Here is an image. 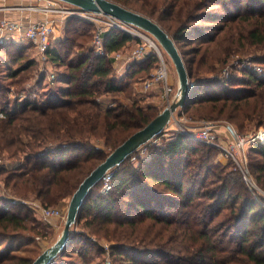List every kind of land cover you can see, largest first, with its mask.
Wrapping results in <instances>:
<instances>
[{
  "label": "trees",
  "instance_id": "16d2710c",
  "mask_svg": "<svg viewBox=\"0 0 264 264\" xmlns=\"http://www.w3.org/2000/svg\"><path fill=\"white\" fill-rule=\"evenodd\" d=\"M113 1L152 18L172 37L190 81H195L181 109L190 121L227 119L239 130L251 122L264 123V73L246 66L209 80L196 73L203 65L221 70L240 45L264 43V0ZM69 19L66 26L73 36L50 42L45 51L46 63L64 66L66 87H44L47 72L42 70L28 93L13 102L0 101V153L18 161L2 166L0 175L16 195H34L44 204L71 196L113 148L158 114L151 112L154 106L118 103L113 95L142 80L156 59L150 54L130 60L119 77L109 54L137 39L127 31L109 29L102 33L104 53H96L89 43L91 23L77 16ZM13 44L4 42L0 49ZM34 63L29 60L8 77H16ZM34 85L42 90L36 91ZM99 101L116 104L103 108ZM203 147L208 146L178 132L158 148L159 158L143 159L140 168L126 159L110 169L111 188L101 192V180L92 188L80 212L79 228H72L70 242L50 264H79L66 260L71 251L88 264L92 245L97 246L96 253H107L113 264H223L218 251L227 247L218 250L214 232L205 227L209 222L199 228L191 223V216L197 219L193 209L200 204L206 209L199 216L211 218L227 207L236 218L227 230L233 235L228 241L236 240L235 253L240 257L227 251V260L264 264V207H253L251 194L235 191L226 173H213L209 179L208 162L193 169L191 160L200 158ZM249 151L255 157L249 160L250 171L264 186V142L253 141ZM187 171L190 175L184 179ZM207 183L213 187L206 189ZM156 185L167 193L153 189ZM25 207L14 198L0 199V264H30L41 252L38 244L33 256L20 252L29 248L35 233L42 234L37 227H28V211L21 210ZM248 218L254 227H248ZM145 220L146 230L140 231ZM25 231L34 235L25 238ZM93 235L105 239L107 247L99 246L97 239L90 238Z\"/></svg>",
  "mask_w": 264,
  "mask_h": 264
},
{
  "label": "rangeland",
  "instance_id": "374dc122",
  "mask_svg": "<svg viewBox=\"0 0 264 264\" xmlns=\"http://www.w3.org/2000/svg\"><path fill=\"white\" fill-rule=\"evenodd\" d=\"M47 1L49 0H29L28 2H20V3H13L11 6L14 8H8V10H18L19 12H27V13H33V19L28 20L35 22L41 18H49V22L52 26V32L49 35V41H56L57 39H63L64 36H73V33L68 30L67 20L73 15L65 14L61 11H42L41 8H45L47 6ZM62 3H60L61 5ZM34 8V10L26 9L28 7ZM51 5V4H50ZM63 7H67V5H63ZM46 9V8H45ZM4 16H0L2 18ZM78 17V16H77ZM81 19H84L88 23H91V27L88 28L91 31V38H90V45L93 47L94 51L98 53V43L96 36L99 35L100 42L103 46V38L102 33L108 31L110 28L109 21L106 20V18L102 15H96L91 14L87 17H80ZM12 19V18H11ZM70 23V22H69ZM69 25V24H68ZM133 35L132 33H130ZM134 36V35H133ZM150 36V35H149ZM137 40H131L126 43V45L117 51L111 52L109 55L110 57H113L112 65L114 68V73L116 75H123L125 71V67L128 61L131 59L132 53L141 45L144 46V49L148 54L152 53V49L148 44L143 41L141 38L134 36ZM151 37V36H150ZM154 39L153 37H151ZM155 41V40H154ZM156 42V41H155ZM158 44V43H157ZM160 47V46H159ZM161 48V47H160ZM236 48V47H235ZM162 50V49H161ZM163 53V59L164 63L166 65V79L161 80L160 82L154 83V85L149 88H145L141 80L130 82V85L125 87L124 89L120 90L118 93H115L117 98L116 102L120 103H132L135 102L138 105L147 108L148 106H154L151 108L152 111H157L159 113L165 106H167L168 102L170 103L172 100H175L176 97V91L178 88V77L177 73L175 71L174 65L171 61V59L168 57V55L162 50ZM39 54H42L40 50L36 47H33L31 44H25L22 42H16L13 45H6L3 48L0 49V101H6L9 100L13 102V99L19 95H24L28 93V87L29 85H33L35 79L37 78L39 72L42 70H46L47 76L44 80V87L46 86H55L57 85H66V76L65 74V68L62 66L61 68H57L56 66L46 63L42 60H37L36 58H39ZM117 55V57L115 56ZM153 55V54H151ZM188 57H192V54H190ZM197 57V56H196ZM264 57V43L262 44H245L244 46H239L235 51L231 52L230 55L226 58L227 63L224 64V67L221 68V70H215V69H208L206 68V65H203L200 67V70L197 73L199 77L201 76V79L209 80L214 77H225V74L228 71H231V73L234 71H239L238 67L246 66L247 64L257 67L256 70L258 74L264 73V61H260ZM29 60H35V63L31 67H27L23 69L19 75H17L14 78L8 77V74L10 71L18 68L20 65H26ZM198 60V59H196ZM208 61H211L210 55L208 56ZM159 59L156 58L155 65L147 72H151L153 69L158 67L159 65ZM233 64V66H231ZM258 67L260 70H258ZM60 69V70H58ZM207 69V70H206ZM60 71L59 76H57L58 71ZM220 71V72H219ZM219 72V73H218ZM147 73L141 74V76L146 75ZM218 73V74H217ZM224 75V76H223ZM57 76V78H56ZM142 79V78H141ZM136 84V86H135ZM35 86V85H34ZM165 86H167L168 92L165 93ZM43 87V88H44ZM66 87V86H65ZM216 87V86H213ZM36 91L42 90V87H36ZM39 93V92H37ZM107 95V94H105ZM102 97H104L102 95ZM115 101H107V102H101L99 101V104L104 107H111L116 104ZM175 119H178L179 123L183 126L185 125H191L193 127H199L208 120H201L198 121L196 124H194L190 119L186 116L184 112H180L179 115H176V111L174 112ZM213 123V128L211 130L210 136L213 138V141L217 144H220L223 148H220L216 145H210L206 144L208 147H203L198 152V155L200 158L193 157L191 160L193 169L197 168V166L200 163H206L209 164V170L210 173L208 175L209 179L213 178L214 174H225L226 178H230V185H236V190L239 192L249 193L252 195V197L255 199V203H253V207L256 205H261L264 207V186L261 185L259 182H257V179H255V176L251 173L249 168V160L250 158L254 157L252 155V152L249 151V146L251 145L252 141H249V138L254 135L257 130L261 129L264 131V123L255 125L254 123H248L245 124L244 130H239L234 123L227 119H218V120H212L208 121ZM230 126L233 128L235 132L238 133V135H242V144H236L233 142L229 131L227 130V127ZM180 128L174 124V119H171L169 122V125L165 128V130L155 138L151 139L149 142L141 145L137 150H135L125 162L130 163V165L133 164L134 168H140L139 166H143L142 161L149 160L152 156H155L156 158H159L158 153L159 149L161 148L165 141L167 139L171 138L175 133H180ZM233 145L234 147H231ZM226 150H229L227 152ZM110 151V150H108ZM0 158L2 160V163L0 165V168L4 165H13L17 164V160L8 159V155L5 153H0ZM180 157H176L175 159L178 160ZM255 158V157H254ZM182 160V158H180ZM17 161V162H16ZM177 162V161H176ZM164 165L168 164L164 160ZM146 165V163H145ZM190 173L187 171L185 173L184 179L188 178ZM187 182V180H186ZM208 182V181H207ZM155 189L160 193H167L168 190L164 189L162 185H156L153 186V189ZM213 185L211 183H207L205 185V188H211ZM14 198V200H17L18 202H24L25 205H27V208H22V211H28L29 219L26 220V223L28 227H37L36 230H40L42 234L35 233L34 241L32 243H29L28 249H24L20 251L24 255H30L33 256L36 250L40 249V251L43 250L44 247L49 246L52 244L57 237L60 235V232L63 227L65 214H66V208L69 201L70 196L65 197L62 200H59L56 203H42L39 198H36L34 195H29L26 197H21L16 195L10 186H7L4 183L3 176L0 175V199H10ZM205 200V199H204ZM227 203L230 201V199H225ZM44 207H52L56 209H61L62 216L57 218H49L45 217L42 213V208ZM206 209V206L204 207L203 204H200L199 206H195L193 209L194 216H197V219H193L192 216L190 219L192 220L191 223L194 224V227H202L203 222L207 221L208 230H211L213 233V238L215 240V243L218 247L225 246L227 247V250L225 251H218V254L220 257L225 260V263L223 264H242L239 260H227L228 258H225V255H227V251L230 252L231 255H236V257H240L238 254L235 253L236 246V240L231 239L228 241L229 236L232 235V231H227L228 229H232L233 224L236 222V218L231 213L230 208L223 207L220 211L214 212V216L211 218H208V216L202 215L199 216L203 211ZM199 214V215H198ZM213 214V213H212ZM34 220V221H33ZM143 228H140V231H144L147 220L144 221ZM248 222L250 223L248 227H254L253 223L248 218ZM74 228H79V223L73 226ZM45 231V232H44ZM25 235V238H31L34 233L30 231L23 232ZM227 234V236H225ZM94 236V235H93ZM90 236L92 240L95 241V239L98 240L99 246L106 248L107 243L105 239L97 237ZM39 245L40 248L37 249L36 245ZM97 246L92 245L91 246V253L92 254L88 258V264H113V262L107 253L105 254H99V252L96 253L95 249ZM32 249V250H31ZM70 255L66 257V260L69 259V261H77L79 264H83L81 262V259L77 256V254L73 251L69 252ZM172 254V253H171ZM222 262V261H221Z\"/></svg>",
  "mask_w": 264,
  "mask_h": 264
},
{
  "label": "water",
  "instance_id": "95a60500",
  "mask_svg": "<svg viewBox=\"0 0 264 264\" xmlns=\"http://www.w3.org/2000/svg\"><path fill=\"white\" fill-rule=\"evenodd\" d=\"M75 6L79 12L100 14L116 19L150 35L171 59L178 77L176 98L165 106L143 127L135 130L113 148L106 157L93 167L80 181L71 194L62 230L57 239L32 260L30 264H50L60 255L71 240L73 226L80 218V212L92 188L105 173L125 161L137 148L160 135L169 125L171 116L176 111L180 114L188 100V93L195 84L190 81L183 59L172 37L152 18L132 10L113 0H60ZM229 130L231 127L228 126Z\"/></svg>",
  "mask_w": 264,
  "mask_h": 264
},
{
  "label": "built area",
  "instance_id": "2783aa9c",
  "mask_svg": "<svg viewBox=\"0 0 264 264\" xmlns=\"http://www.w3.org/2000/svg\"><path fill=\"white\" fill-rule=\"evenodd\" d=\"M60 3H62V4L60 5ZM63 5H67V7H63ZM32 6L33 5H31L30 7L26 8V9L34 10V8ZM5 8L8 9V8H14V7L5 6ZM45 8H41L42 11H45V12H48L50 10L51 11H61L65 14L78 16V17H87V16H90L91 14H93V13H87V12H79L75 6L68 4L66 2H63V1H60V0H49V1H47V6ZM96 15H100V14H96ZM102 16H104V15H102ZM104 17L106 18V20L109 21L110 28H118V29L127 31L129 33H132L134 36L139 37L143 41H145L148 44V46H150L151 49L153 50L151 53V54H153L152 56L155 59L156 58L159 59L160 62H159L158 67H156L151 72H149L141 80L142 85L145 88H149L150 86L152 87L154 85V83L160 82L161 80H165L166 79V65L164 63V59H163L164 57H163L162 50L159 47V45L157 44V42H155L154 39H152L148 34L142 32L139 29L131 27L125 23H121V22H119L116 19H113L111 17H108V16H104ZM51 32H52V26H51V23L49 22V18H41L35 22L23 20L20 18L11 19V18H8L5 16L0 18V44L7 41L10 36L11 37H23L29 43H31L34 47L38 48L40 50V52L42 53V54L38 55L40 59L36 58L37 60L45 61V59H46L45 51H46L48 45L50 44L49 35ZM143 34L149 36L155 42V44H156V46H157V48L161 54H158L155 51V48H153L149 44V42L146 40L147 36H145ZM96 39H97V43H98V48H97L98 53L103 54L104 49H103L102 43L100 42L99 35L96 36ZM147 55H150V53L148 54L147 49L145 51L144 46L141 45L132 53L130 60H139V59L144 58ZM115 56L117 57V55H115ZM247 67L257 71L256 70L257 67L251 66L249 64H247ZM258 70H260L259 67H258ZM168 89L169 88L167 86H165V93L168 92ZM168 104H169V102H168ZM176 115H178V114H176ZM0 116H2L1 113H0ZM171 119H174V124L180 128V130H179L180 133L186 134L189 137L193 138L194 140L202 142L204 144L216 145L220 148H223L222 146H220V144L215 143L213 141V138L210 136L211 130L214 126L213 123L204 121V123L202 125L195 128L191 125H185V126L181 125L179 123L178 119H175L174 113L171 116ZM227 130L229 131V134H230L233 142H235L236 144H242L243 143L242 142V137H243L242 135H238V133L235 132L233 130V128H231V130H229V128L227 127ZM249 141L264 142V131L261 129L257 130V132L249 138ZM231 147H234V146L231 145ZM226 151L229 152V150H226ZM1 163H2V160L0 158V165H1ZM112 174H113V172L111 170H108L105 173V175L102 177V179H101L102 184H101V189H100L101 192H106L111 188ZM42 213L44 214L45 217H49V218H51V217L57 218V217L62 216L61 209H56V208H52V207L42 208Z\"/></svg>",
  "mask_w": 264,
  "mask_h": 264
},
{
  "label": "crops",
  "instance_id": "0c3cea01",
  "mask_svg": "<svg viewBox=\"0 0 264 264\" xmlns=\"http://www.w3.org/2000/svg\"><path fill=\"white\" fill-rule=\"evenodd\" d=\"M29 0H0V16H5L12 19H23V20H31L33 19V13L27 12H19L18 10H8L5 8L7 5H12L13 3H20V2H28ZM58 40V39H57ZM5 42H22L25 44H31L23 37H9V39ZM32 45V44H31ZM34 47V46H33ZM136 86V84H135Z\"/></svg>",
  "mask_w": 264,
  "mask_h": 264
},
{
  "label": "bare ground",
  "instance_id": "6f19581e",
  "mask_svg": "<svg viewBox=\"0 0 264 264\" xmlns=\"http://www.w3.org/2000/svg\"><path fill=\"white\" fill-rule=\"evenodd\" d=\"M143 35H145V34H143ZM143 35H142V36H143ZM145 36H147V35H145ZM147 37H148V38H147ZM147 37H146V40L149 42V44H150L153 48H155V51H156L158 54H161V53L159 52V50H158V48H157L155 42H154L149 36H147Z\"/></svg>",
  "mask_w": 264,
  "mask_h": 264
}]
</instances>
